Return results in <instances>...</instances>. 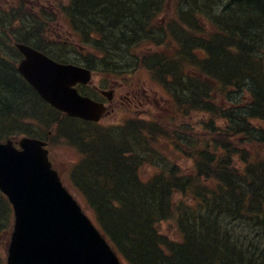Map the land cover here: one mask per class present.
<instances>
[{
  "label": "trees",
  "instance_id": "1",
  "mask_svg": "<svg viewBox=\"0 0 264 264\" xmlns=\"http://www.w3.org/2000/svg\"><path fill=\"white\" fill-rule=\"evenodd\" d=\"M165 1L69 0V25L92 51L81 59L48 51V23L23 7L0 9V47L6 48L0 51V141L56 135L73 144L80 157L73 184L128 264H264V0H190V15L170 29L161 25ZM217 6L226 10L216 18V31L186 34V23L200 26L196 13H216ZM15 39L102 72L134 70L136 63L156 74L179 112L208 117L202 123L209 139H194L200 143L191 148L197 175L170 169L147 180L141 174L158 138L185 134L180 115L169 122L129 120L123 130L78 127L19 75L5 53L14 50ZM213 91L221 93L220 104ZM180 188L190 207L175 206L173 192ZM173 216L177 239L159 230ZM240 221L250 228H237Z\"/></svg>",
  "mask_w": 264,
  "mask_h": 264
},
{
  "label": "water",
  "instance_id": "2",
  "mask_svg": "<svg viewBox=\"0 0 264 264\" xmlns=\"http://www.w3.org/2000/svg\"><path fill=\"white\" fill-rule=\"evenodd\" d=\"M18 47L25 54L19 71L52 105L91 120L105 111L74 88L76 82H87L91 72L55 62L25 44ZM19 144L0 143V188L15 209L8 264H119L62 186L46 143L25 137Z\"/></svg>",
  "mask_w": 264,
  "mask_h": 264
},
{
  "label": "rangeland",
  "instance_id": "3",
  "mask_svg": "<svg viewBox=\"0 0 264 264\" xmlns=\"http://www.w3.org/2000/svg\"><path fill=\"white\" fill-rule=\"evenodd\" d=\"M58 1L61 5H64L67 3L68 0H26V1H23V4L26 6V8L28 7L31 8L35 5L34 8H36V10H38V8L40 9L44 8L50 12L51 10L55 11L54 2L57 5ZM201 1L202 0H200V2ZM220 1L221 0H218L216 1V3L220 5ZM222 1L225 2V0H222ZM229 2H232V1H228V3ZM7 3H8V0H0V9L6 12L5 10L6 8H3L2 6ZM12 3H14V1H12ZM28 3L29 4L31 3L32 5L31 6L28 5ZM173 3L175 5L176 0H166L163 5V7L164 6L166 7L165 11H167L166 18H176V13H174L173 11ZM163 9L164 8H162V10ZM12 11H14L13 8H12ZM183 12L184 10H182V13ZM218 12L219 11L217 10V12L214 15L216 16ZM58 13L59 12L57 11L56 15L58 16V19L61 18L62 22L58 21L57 23H55V25L51 29V33L54 36V38L56 37L60 39V42L63 43V45H66L63 51H61L62 53L67 51V53L69 52L68 56L70 57V59H78L82 55L84 50L80 48L81 44L77 36L73 32L67 29L66 27L67 23L65 22L64 17L58 15ZM73 47L76 48L77 51ZM11 55L16 59L18 58V61L21 58L20 55H18L17 57L15 52H12ZM132 65H135L134 70L125 68L124 66L118 67V68H120V72L126 75L127 79L130 82H132V84H134L135 87H137V89L131 90L133 92L132 97L135 95H138V97L134 99L135 101L134 103L133 102L128 103L129 100L126 101L125 99H120L119 96H117L116 99H114L113 102L110 104L113 110L105 117V120L103 121L104 124L105 123L106 124H120L124 121V118H126L128 115L131 116L133 114L139 118L143 117L144 118L143 120H148V121L153 120V116H155V119L159 122L160 120L162 121V117L164 116L163 113H166V110L165 109L161 110V108L162 106L166 105L165 104L166 102L169 103L167 99V96H168L167 92L163 91V89H160L159 87L153 84L154 82L150 80L149 74L146 71L142 70V66L136 69L137 64L133 63ZM99 75L103 76L101 75V73ZM99 75L96 76L95 80L98 79ZM155 77L158 78L156 75ZM123 79L125 80L126 78H123ZM114 81L115 79L112 80V78L107 79V82L111 84L109 90H113V87L115 85ZM152 89L156 92H152ZM143 92L147 94L144 96ZM149 92L151 93V95L149 94ZM124 94L126 95V91H124ZM213 96H214L213 99L218 104L222 102L221 93H217L213 91ZM207 119H208L207 116L197 112V113H194L192 116L189 114L183 115L181 120L178 119V121L185 124L186 126L185 134L189 135L190 137L194 139L201 140L202 142L206 139H209V132L207 128L205 127V125H203L202 123L203 121ZM220 123H221V120L216 121L217 125H221ZM221 137L223 136H220V138ZM191 143H194L198 147V144L200 142L191 141ZM50 155L54 162V166L58 168L62 176L66 177V181L68 182L69 181L68 175L71 170L70 162H72V160L74 159V154L73 153L71 154V152L66 147H63V146L56 147L55 146L54 148L51 149ZM188 155H190L191 159L193 160V157H192L193 154L190 153ZM167 156L170 159H175L173 160L174 162L178 161V163L180 164L179 165L180 168H184L186 171H189V167L192 165V160L187 159L186 157H183L178 150L171 149V151L167 154ZM194 161L195 160H193V164H194ZM155 167H156L155 165L153 166L144 165L142 167L141 172L145 175V178H148L152 176L154 172L155 173L157 172V170H155ZM181 201H182L181 204H183L184 206H189L192 199L191 198L188 199L186 195H180L179 193H176L174 197L175 206L176 204H178V202H181ZM177 210L178 209L176 208L175 212H177ZM3 213H7V208H6V205L5 207H2V205L0 204V230L2 231V235H0V238L3 239L1 243V250H2L3 256H5V253H7V249H8L6 248V245L8 241L10 240V237H11L10 234L13 229V225H12L13 218L9 219L8 215L3 216L4 215ZM176 222H177V218L175 216H173L170 219L168 218L167 220H163L159 223V230L163 232L165 235H167V237L169 236L172 239H177L178 232L175 231L173 228ZM236 227L241 230H245L247 227H249V223L240 221L239 223L236 224Z\"/></svg>",
  "mask_w": 264,
  "mask_h": 264
},
{
  "label": "bare ground",
  "instance_id": "4",
  "mask_svg": "<svg viewBox=\"0 0 264 264\" xmlns=\"http://www.w3.org/2000/svg\"><path fill=\"white\" fill-rule=\"evenodd\" d=\"M141 127H142V126H141ZM170 131H171V130H170ZM134 132H135V134L137 133L136 131H134ZM152 132H155V131L153 130ZM144 134H145V133H144ZM158 135H162V133H161V134H158V133H157L156 136H158ZM163 135H164V134H163ZM163 135H162V136H163ZM145 136H146V135H145ZM146 137H147V139H149L148 136H146ZM158 137H161V136H158ZM152 138H156V137L153 136ZM152 138H151L150 140H152ZM88 153H91V150L88 149ZM91 154H92V153H91ZM200 158H201L200 160L202 161V164L207 165V163H204V160H203L202 156H200ZM155 162L161 164V165L164 166V167L166 166L167 168H171L170 165L168 164V162L165 161V160H163V159L160 158V157H155ZM122 209H123V210H128L127 207H126V205H123ZM128 211H129V210H128Z\"/></svg>",
  "mask_w": 264,
  "mask_h": 264
},
{
  "label": "flooded vegetation",
  "instance_id": "5",
  "mask_svg": "<svg viewBox=\"0 0 264 264\" xmlns=\"http://www.w3.org/2000/svg\"><path fill=\"white\" fill-rule=\"evenodd\" d=\"M122 89H124V88L121 87L119 90H116L115 93H114L115 95L114 96L112 95V97L115 99L116 98V95H121ZM129 101L130 102H134V100H131V99H129Z\"/></svg>",
  "mask_w": 264,
  "mask_h": 264
}]
</instances>
